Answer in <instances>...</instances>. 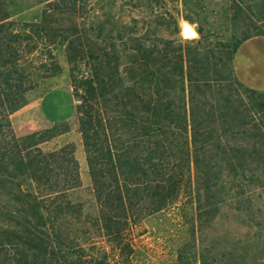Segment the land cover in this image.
Segmentation results:
<instances>
[{
	"label": "trees",
	"instance_id": "trees-1",
	"mask_svg": "<svg viewBox=\"0 0 264 264\" xmlns=\"http://www.w3.org/2000/svg\"><path fill=\"white\" fill-rule=\"evenodd\" d=\"M42 2L21 22L0 0V264H219L199 233L229 201L243 209L240 189L255 185L264 157L261 128L249 121L264 116V93L246 88L232 65L253 36L236 29L212 42L199 29L190 43L148 45L114 23L115 42L101 48L68 22L78 0ZM62 55L91 178L85 199L75 144L25 149L11 119L63 72ZM147 226L165 237L164 261L135 242Z\"/></svg>",
	"mask_w": 264,
	"mask_h": 264
},
{
	"label": "rangeland",
	"instance_id": "rangeland-1",
	"mask_svg": "<svg viewBox=\"0 0 264 264\" xmlns=\"http://www.w3.org/2000/svg\"><path fill=\"white\" fill-rule=\"evenodd\" d=\"M42 1L2 0L5 4L3 6L9 11H19L13 19L21 22L31 21L37 15L45 6V2ZM78 3L77 13L71 12L68 15V22H77L85 32L88 42L96 43L101 48L111 46L115 42L109 34L114 23L137 33L139 37L145 36L148 45L161 43V39H174L178 44L181 40L190 43L191 40L200 37L199 29L211 34L212 42L219 39L229 40L236 29L239 35L247 32L252 36H258L264 29V0H78ZM26 7L29 8L24 10ZM235 13L243 17L245 22L239 25L233 23L232 17ZM184 21L190 22L187 28L196 30L198 37L188 39L183 37ZM102 24H105L103 32L99 29ZM124 43L117 42L119 48L124 47ZM39 56L40 59H37ZM39 56L36 60L50 59L47 54ZM59 59L63 72L58 76L44 79L32 92L34 98L32 101L40 100L42 97L45 116L54 123L43 120L39 104L34 116L31 115V111L22 110L23 107L16 115L13 113L11 119L15 130L16 122L23 130L28 128L33 130V137L21 142L25 149L40 146L45 150H52L69 143L75 144L82 184L77 196L83 199L90 198L91 178L82 135L78 128L69 64L63 55ZM232 65L234 66V61ZM81 69L88 70L89 65L84 62ZM240 81L246 88H254L264 93V88H256L245 81ZM242 95L245 105L248 104L249 107L250 94L242 90ZM243 107L245 109L247 106ZM66 118L68 120L64 122H57ZM263 120L264 116L259 113L249 116L251 127L255 130L261 128L257 132L260 134L258 143L262 144L261 149H264ZM240 190L243 191L241 197L243 209L236 211L235 203L229 201L220 216L199 233L200 245L203 249L209 250V256L217 258L219 264H264V157L258 166V180L255 185ZM147 227V232L137 236L135 242L144 254L152 256L153 261H164L167 253L164 248L165 237Z\"/></svg>",
	"mask_w": 264,
	"mask_h": 264
},
{
	"label": "crops",
	"instance_id": "crops-1",
	"mask_svg": "<svg viewBox=\"0 0 264 264\" xmlns=\"http://www.w3.org/2000/svg\"><path fill=\"white\" fill-rule=\"evenodd\" d=\"M234 69L237 77L245 81L246 83L256 87V88H264V35L253 36L247 40H245L241 46L239 47L235 58H234ZM71 92V90H69ZM72 93V92H71ZM42 98V97H41ZM40 100H34L26 105L22 110H29L32 113L31 115H35L34 111L37 110V104L40 106V113L45 121H50L46 116L42 108V103ZM74 99V96H73ZM40 102V103H37ZM74 103L76 106V101L74 99ZM14 113L15 115L18 113ZM14 115V116H15ZM68 120L63 119L57 122H64ZM16 131L18 134V138L20 142H24L26 138L33 137V130L31 128L23 130L22 127L16 122Z\"/></svg>",
	"mask_w": 264,
	"mask_h": 264
},
{
	"label": "water",
	"instance_id": "water-1",
	"mask_svg": "<svg viewBox=\"0 0 264 264\" xmlns=\"http://www.w3.org/2000/svg\"><path fill=\"white\" fill-rule=\"evenodd\" d=\"M190 25V22L184 21L182 24V35L184 38H196L198 37V32L196 30H193V34L191 36L187 35V26Z\"/></svg>",
	"mask_w": 264,
	"mask_h": 264
},
{
	"label": "bare ground",
	"instance_id": "bare-ground-1",
	"mask_svg": "<svg viewBox=\"0 0 264 264\" xmlns=\"http://www.w3.org/2000/svg\"><path fill=\"white\" fill-rule=\"evenodd\" d=\"M193 34V31L191 28H187V35L191 36Z\"/></svg>",
	"mask_w": 264,
	"mask_h": 264
}]
</instances>
